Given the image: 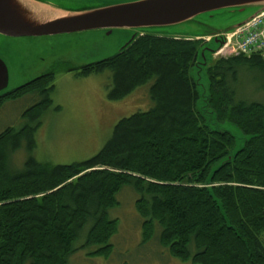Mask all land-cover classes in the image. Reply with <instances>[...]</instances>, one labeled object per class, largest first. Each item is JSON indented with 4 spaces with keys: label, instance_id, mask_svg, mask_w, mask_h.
Returning <instances> with one entry per match:
<instances>
[{
    "label": "trees",
    "instance_id": "1",
    "mask_svg": "<svg viewBox=\"0 0 264 264\" xmlns=\"http://www.w3.org/2000/svg\"><path fill=\"white\" fill-rule=\"evenodd\" d=\"M204 44L143 34L110 57L65 68L81 77L109 72L111 101L150 82L152 106L120 119L81 161L32 155L42 115L60 109L53 106V70L0 95V108L38 96L20 127L0 132V264H69L80 248L108 258L118 222L109 210L124 186L138 195L143 242L156 234L183 263L264 264V102L242 99L236 88L242 68L264 72L263 53L213 58L205 67L203 108L249 136L232 154L235 138L210 128L198 109L191 71ZM20 149L26 155L17 167L11 158Z\"/></svg>",
    "mask_w": 264,
    "mask_h": 264
},
{
    "label": "rangeland",
    "instance_id": "2",
    "mask_svg": "<svg viewBox=\"0 0 264 264\" xmlns=\"http://www.w3.org/2000/svg\"><path fill=\"white\" fill-rule=\"evenodd\" d=\"M258 8L246 6L243 9L217 10L212 12L211 21L206 18L207 14L204 16L207 23L216 29L228 31L249 18ZM188 25L182 23L171 27L146 28L142 32L172 36L185 30ZM133 34V31L123 29L106 35L84 31L27 37L28 45L21 48L19 53L11 43L13 53L5 52L6 56L13 55L9 67L12 71L21 69V73L10 78L7 90L48 70L55 72L52 100L53 106L58 105L60 109L52 107L41 117V124L35 133L36 146L32 152L38 161L68 164L87 159L102 147L120 119L138 111H146L152 106L149 98L150 82L123 99L111 101L106 97L109 72L81 77L74 71L65 70L114 55ZM185 34L194 36L199 33ZM217 47L214 41L205 43V52L210 59L231 55L230 49L225 48L213 57L212 51ZM238 75V97L264 102V72L242 68ZM200 81L201 89L207 81L205 67L202 68ZM37 99L38 96L33 94L5 102L0 108V132L9 126L20 127L23 123L22 112ZM206 123L214 129L228 130L234 135L232 152L243 145L246 135L232 123L217 122L210 114H207ZM25 155L23 149L18 150L11 158L12 165L20 166ZM137 196L130 186H124L117 193V206L109 210V217L118 221L117 232L110 238L113 245L110 256L91 257L87 255L89 250L80 248L69 259V264H191L172 257L167 249L158 244L156 234L149 241H142V221L134 207Z\"/></svg>",
    "mask_w": 264,
    "mask_h": 264
},
{
    "label": "water",
    "instance_id": "3",
    "mask_svg": "<svg viewBox=\"0 0 264 264\" xmlns=\"http://www.w3.org/2000/svg\"><path fill=\"white\" fill-rule=\"evenodd\" d=\"M60 2L62 6L51 5L41 0H0V35L11 39L54 36L84 31L102 32L104 35L123 29L133 31L134 34L131 38L118 49L117 52H119L131 44L136 37L149 34L143 33V29L171 27L187 23L189 27L183 30L184 32L179 31V34H173L172 36L153 35L201 39L205 43L214 41L218 44V47L212 51L214 57L228 45L229 38L238 29L264 13V0H128L118 3L88 5L81 8H67L64 7L66 6L65 1ZM246 6H258L259 8L249 18L235 24L228 31L218 30L205 20L206 16L211 21L210 17L213 16L212 12L214 11L227 8L243 9ZM185 33L199 34L191 36L192 34ZM205 50L204 44L198 51L191 75L197 82L201 96L198 109L206 118L207 114H210L214 119L212 112H208L203 108L204 99L207 96L208 82L206 81V84L202 85L200 89L202 68L206 67L211 60ZM9 66L10 58L3 52L2 55L0 54V95L21 86L7 90L10 78L12 76L15 78V70L12 71ZM214 130L229 132L221 129ZM230 134L234 137L232 133ZM248 138L249 136L246 135L244 142ZM235 152H232V154Z\"/></svg>",
    "mask_w": 264,
    "mask_h": 264
},
{
    "label": "built area",
    "instance_id": "4",
    "mask_svg": "<svg viewBox=\"0 0 264 264\" xmlns=\"http://www.w3.org/2000/svg\"><path fill=\"white\" fill-rule=\"evenodd\" d=\"M230 54L262 52L264 57V13L238 29L228 41Z\"/></svg>",
    "mask_w": 264,
    "mask_h": 264
},
{
    "label": "flooded vegetation",
    "instance_id": "5",
    "mask_svg": "<svg viewBox=\"0 0 264 264\" xmlns=\"http://www.w3.org/2000/svg\"><path fill=\"white\" fill-rule=\"evenodd\" d=\"M46 1L50 3L51 5H61L62 3L60 1H65L67 8H81L88 5H97V4H104V3H118V2H124L128 0H41ZM62 6V5H61ZM27 37H18V38H6L2 35H0V54L2 55L3 52H12L13 49H10L11 43L15 47L16 51L18 53L20 52V49L23 48L25 45H28V41H26ZM16 39V40H14ZM13 53V52H12ZM18 55V54H17ZM13 55H9L8 57L11 59ZM17 57V56H16ZM24 65V64H23ZM26 66V65H25ZM19 73H21V69L17 70L15 69V76H18ZM30 81V80H29Z\"/></svg>",
    "mask_w": 264,
    "mask_h": 264
}]
</instances>
